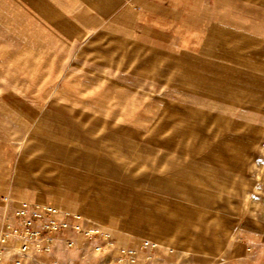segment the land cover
I'll use <instances>...</instances> for the list:
<instances>
[{
  "label": "rangeland",
  "instance_id": "rangeland-1",
  "mask_svg": "<svg viewBox=\"0 0 264 264\" xmlns=\"http://www.w3.org/2000/svg\"><path fill=\"white\" fill-rule=\"evenodd\" d=\"M33 4L36 0H0V193L10 197L12 212L22 202L68 212L67 220L79 227L66 242L74 264H112V239L123 245L147 241L125 264H264V102L257 110L258 142L241 168L229 170L231 185L217 197L219 238L199 248L195 201L181 190L179 171L160 159L165 149L157 144L168 138L157 132L158 123L147 132L160 105L158 94L185 88L179 80L162 86L156 77L130 89L137 91L134 107L101 101L105 91L129 90L117 82L141 74L150 54L189 50L199 56L196 73L202 81L207 83L211 70L221 76L212 59L217 33L250 34L254 28L264 33V5L216 0L197 32L167 33L146 44L114 20L83 38L76 31L58 35L55 26L65 19L48 24ZM101 29L106 35L85 46ZM28 30L39 44L26 42ZM13 35L26 46L10 52ZM116 36L119 43L110 39ZM256 37L264 42L263 34ZM136 43L143 45L139 54ZM129 143L141 147L140 153ZM5 218L4 225H12V217ZM24 242L33 252L35 242L21 236L11 251Z\"/></svg>",
  "mask_w": 264,
  "mask_h": 264
},
{
  "label": "crops",
  "instance_id": "crops-1",
  "mask_svg": "<svg viewBox=\"0 0 264 264\" xmlns=\"http://www.w3.org/2000/svg\"><path fill=\"white\" fill-rule=\"evenodd\" d=\"M250 1H259L264 5V0ZM215 2L216 0H36L33 6L40 9L42 20L48 24L56 23L58 16L65 19L55 26L58 35L70 36L76 31L83 38L86 32L98 30L114 20L133 32L137 41L151 44L165 39L167 33L197 32L200 25L212 16ZM5 21L13 23L9 18ZM107 32L106 29L99 30L87 40L85 46L101 40ZM262 34L264 35L256 28L250 34L220 30L217 33L220 42L212 50V59L221 76H216L211 70L207 74V83L196 73L199 69V56L191 51L160 53L158 56L150 54L142 61L145 66L141 74L131 81L117 82V85L129 90L105 91L101 98L104 103L112 102L122 108L127 105L134 107L138 103L137 91L130 89L141 88L144 80L156 77L163 81L162 86L179 80L180 85L185 88V91L158 94L160 105L154 123L149 125L147 132H152L158 123L157 132L168 138L166 143L157 144L165 149L160 159L179 171L181 190L190 194V199L195 201L198 217L195 245L199 248L206 247L211 237L218 240L216 228L221 216L216 205L217 197L231 185L229 170L242 167L243 158L250 153L261 135L257 125V110L261 109L264 102V77L261 75L264 72V42L256 36ZM23 35L27 43L39 44L37 35L29 30L23 32ZM110 39L117 43L121 40L118 36ZM24 42L13 35L7 49L13 52V49L26 46ZM38 44L33 46H39ZM142 46L137 44V54ZM139 69L140 67L137 68ZM222 76H225L224 79ZM166 99L169 101L168 106ZM150 103L151 101L146 104ZM100 126L97 123V127ZM147 141L152 142L150 137ZM129 145L133 151L140 153L141 147L131 143ZM149 148L156 152L154 147ZM188 155H193L197 160L188 159ZM211 164L222 165L226 170H220ZM174 172L176 171L171 173ZM5 216L12 217V226L21 228L22 216L12 212V205L9 203L5 205L3 213H0V224ZM25 217H30L32 229H37L41 235L46 234L40 227V219L29 212ZM67 221V228L50 232L52 239L48 250L29 253L22 264H74L71 261L72 252L66 248V242L77 234V230L72 228V222ZM140 242L123 245L112 239V264H118L122 249L132 247L136 251L138 246L140 248ZM13 244L12 240L3 250L0 264H14L15 253L11 251Z\"/></svg>",
  "mask_w": 264,
  "mask_h": 264
},
{
  "label": "built area",
  "instance_id": "built-area-1",
  "mask_svg": "<svg viewBox=\"0 0 264 264\" xmlns=\"http://www.w3.org/2000/svg\"><path fill=\"white\" fill-rule=\"evenodd\" d=\"M10 202V197L8 195L0 194V213H3L5 205ZM29 212L36 219H40L41 229L46 231L45 235L37 229H32V221L30 217L26 218V213ZM17 216H22V226L14 227L12 225H4V221L1 220L0 224V261L2 260L3 250L9 246V243L13 240L14 244L16 238L21 236L23 239L35 242L34 251L38 250H48L49 243L51 242L52 237L50 232L68 227L67 216L68 212H63L59 207L55 205H46L39 207L34 203L22 202L17 209L15 210ZM73 229L78 231L79 227L76 225L72 226ZM13 244V245H14ZM147 246V241L140 242V248L143 249ZM100 248V247H99ZM98 248V249H99ZM31 246L29 243L24 242L18 249H15L14 264H22L27 255L30 253ZM135 250L130 248H124L121 250V257L117 261L118 264H125L126 257H132L135 254ZM132 262V259H131ZM130 262V263H131Z\"/></svg>",
  "mask_w": 264,
  "mask_h": 264
},
{
  "label": "bare ground",
  "instance_id": "bare-ground-1",
  "mask_svg": "<svg viewBox=\"0 0 264 264\" xmlns=\"http://www.w3.org/2000/svg\"><path fill=\"white\" fill-rule=\"evenodd\" d=\"M50 192V191H49ZM161 223H162V221H161Z\"/></svg>",
  "mask_w": 264,
  "mask_h": 264
}]
</instances>
